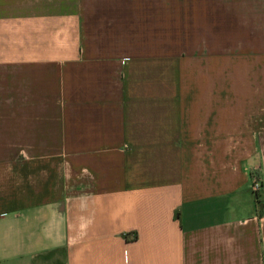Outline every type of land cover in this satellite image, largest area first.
<instances>
[{"label": "crops", "instance_id": "crops-1", "mask_svg": "<svg viewBox=\"0 0 264 264\" xmlns=\"http://www.w3.org/2000/svg\"><path fill=\"white\" fill-rule=\"evenodd\" d=\"M0 264H264V0H0Z\"/></svg>", "mask_w": 264, "mask_h": 264}, {"label": "built area", "instance_id": "built-area-1", "mask_svg": "<svg viewBox=\"0 0 264 264\" xmlns=\"http://www.w3.org/2000/svg\"><path fill=\"white\" fill-rule=\"evenodd\" d=\"M260 188V182L257 178L252 177V181L250 183V189L252 192L257 193Z\"/></svg>", "mask_w": 264, "mask_h": 264}, {"label": "rangeland", "instance_id": "rangeland-1", "mask_svg": "<svg viewBox=\"0 0 264 264\" xmlns=\"http://www.w3.org/2000/svg\"><path fill=\"white\" fill-rule=\"evenodd\" d=\"M258 179V178H257Z\"/></svg>", "mask_w": 264, "mask_h": 264}]
</instances>
